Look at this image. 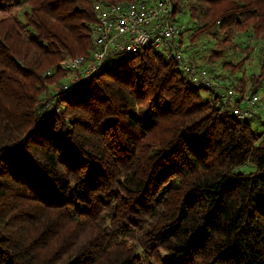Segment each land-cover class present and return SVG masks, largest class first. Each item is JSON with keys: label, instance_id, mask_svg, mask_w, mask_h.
I'll list each match as a JSON object with an SVG mask.
<instances>
[{"label": "trees", "instance_id": "obj_1", "mask_svg": "<svg viewBox=\"0 0 264 264\" xmlns=\"http://www.w3.org/2000/svg\"><path fill=\"white\" fill-rule=\"evenodd\" d=\"M95 1L129 0H0V264H264V129L234 82L148 46L68 83ZM171 1L192 40L264 45V0Z\"/></svg>", "mask_w": 264, "mask_h": 264}, {"label": "built area", "instance_id": "obj_2", "mask_svg": "<svg viewBox=\"0 0 264 264\" xmlns=\"http://www.w3.org/2000/svg\"><path fill=\"white\" fill-rule=\"evenodd\" d=\"M94 20L91 29V47L88 58L80 55L64 62L72 69L82 66L83 73H77L75 80L80 81L96 71L102 64L117 56H133L151 47L153 51L175 59L178 68L195 86L212 88L214 74L209 68L191 62L184 54L183 39L178 36L181 28L177 24L171 0H129L122 2H93ZM181 37V36H180ZM74 70V69H73ZM205 80V82H204ZM227 103H231V92H226ZM260 98L255 96L243 100V105L230 111L239 119L255 117Z\"/></svg>", "mask_w": 264, "mask_h": 264}, {"label": "rangeland", "instance_id": "obj_3", "mask_svg": "<svg viewBox=\"0 0 264 264\" xmlns=\"http://www.w3.org/2000/svg\"><path fill=\"white\" fill-rule=\"evenodd\" d=\"M24 9L26 8L23 7L19 9V12ZM175 17L180 21L177 24L180 25L182 31H186H184L182 37H178L183 39V45L188 44L187 46L190 48V50H187L188 55L195 58V63L197 62L206 68H211L213 71H216L217 78L214 76V81L223 77H228L232 80L234 82V87L230 86V90L227 91H230L231 95H234L235 93L236 96H239L241 91L246 98L255 95L260 98L258 102L259 108L255 117H247L246 120H249V123L253 128L263 130L264 126L261 125V123L264 124V83L260 85L261 79L258 78V75L260 74L261 65L260 48L264 47V45L254 37L247 38L245 36L246 33L244 30L251 29L250 24L248 25L246 23L244 27H239L238 29L240 30H236L234 36L228 38V42L224 40L223 33L221 32L215 37V39L211 38L209 31L213 27L198 33L197 37H194L192 40L189 34L194 28L192 30H188V28L193 27V22L189 20L187 15L180 16L179 14ZM88 55L89 54L87 53L82 56L86 59L88 58ZM66 60L67 59H65L62 64H64ZM112 61H114V59H112ZM84 67H86L85 63L82 66L73 68L74 73L70 75V79L68 78L70 80L68 83L75 81V75L77 73L84 74ZM228 70H230L231 73L226 74L229 72ZM65 82L66 81L63 83ZM236 86L239 87V91L235 90ZM58 88L60 87L52 86L50 90H57ZM218 90L220 91V89ZM209 95L210 94L208 92L206 93V91L202 93V96L207 99ZM230 104L233 107L238 106L233 101Z\"/></svg>", "mask_w": 264, "mask_h": 264}]
</instances>
